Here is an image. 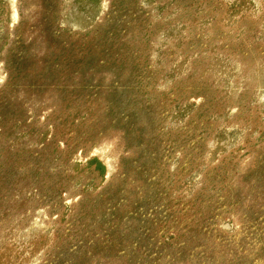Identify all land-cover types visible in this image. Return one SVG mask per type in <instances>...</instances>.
<instances>
[{
	"label": "rangeland",
	"instance_id": "374dc122",
	"mask_svg": "<svg viewBox=\"0 0 264 264\" xmlns=\"http://www.w3.org/2000/svg\"><path fill=\"white\" fill-rule=\"evenodd\" d=\"M0 264H264V0H0Z\"/></svg>",
	"mask_w": 264,
	"mask_h": 264
}]
</instances>
